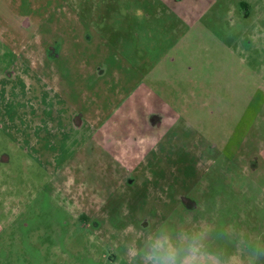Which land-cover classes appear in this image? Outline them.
Listing matches in <instances>:
<instances>
[{
	"label": "rangeland",
	"instance_id": "rangeland-1",
	"mask_svg": "<svg viewBox=\"0 0 264 264\" xmlns=\"http://www.w3.org/2000/svg\"><path fill=\"white\" fill-rule=\"evenodd\" d=\"M204 223L264 239V0H0V264Z\"/></svg>",
	"mask_w": 264,
	"mask_h": 264
},
{
	"label": "clouds",
	"instance_id": "clouds-1",
	"mask_svg": "<svg viewBox=\"0 0 264 264\" xmlns=\"http://www.w3.org/2000/svg\"><path fill=\"white\" fill-rule=\"evenodd\" d=\"M212 231L206 223L179 230L162 224L128 256L132 264H261L264 260V239L238 238L239 251L217 252L208 243Z\"/></svg>",
	"mask_w": 264,
	"mask_h": 264
},
{
	"label": "crops",
	"instance_id": "crops-1",
	"mask_svg": "<svg viewBox=\"0 0 264 264\" xmlns=\"http://www.w3.org/2000/svg\"><path fill=\"white\" fill-rule=\"evenodd\" d=\"M242 3H243V2H242ZM242 3H241V4H242ZM243 6L245 7V4H244V3H243Z\"/></svg>",
	"mask_w": 264,
	"mask_h": 264
}]
</instances>
